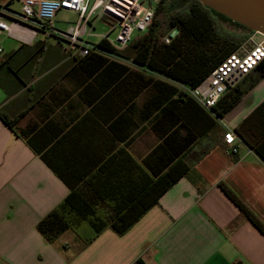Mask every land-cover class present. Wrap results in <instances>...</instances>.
<instances>
[{"label":"crops","instance_id":"crops-1","mask_svg":"<svg viewBox=\"0 0 264 264\" xmlns=\"http://www.w3.org/2000/svg\"><path fill=\"white\" fill-rule=\"evenodd\" d=\"M18 42L0 53V264H264V233L220 187L264 226L261 68L210 112L128 47L81 58ZM229 129L260 142L232 155ZM71 193L49 242L37 224Z\"/></svg>","mask_w":264,"mask_h":264},{"label":"built area","instance_id":"built-area-1","mask_svg":"<svg viewBox=\"0 0 264 264\" xmlns=\"http://www.w3.org/2000/svg\"><path fill=\"white\" fill-rule=\"evenodd\" d=\"M20 11L0 9V36L34 44L39 34L52 37L72 55L87 57L90 53L104 52L99 43L105 41L115 50L122 51L133 42L135 33L150 32L157 10L164 0H18ZM78 14L79 18L65 31L55 26L59 11ZM106 21L109 31L99 36L98 43L90 42L95 35L96 23ZM116 31L115 37H110ZM261 35L257 40L256 36ZM0 45V53L3 51ZM264 61V35L253 33L236 51L226 56L197 86L185 87L186 93L196 99L205 110L212 112L224 94L235 88L248 74ZM227 151L237 155L243 140L233 130L224 135Z\"/></svg>","mask_w":264,"mask_h":264},{"label":"trees","instance_id":"trees-1","mask_svg":"<svg viewBox=\"0 0 264 264\" xmlns=\"http://www.w3.org/2000/svg\"><path fill=\"white\" fill-rule=\"evenodd\" d=\"M174 3L172 0H164L160 3L157 17L162 15L168 21L170 28L177 31V35L171 40L166 38L161 40V36L157 32L160 28V23L156 17L150 32L144 37L139 38L132 45H129L128 49L132 53L131 58L134 63L161 73L167 78L182 83L185 87H195L226 56L239 47L241 42L245 40V36L241 37V40H238L231 33H227L218 25L217 18L219 17V19L231 22L232 20L211 8L202 6V3L197 0H181L177 5ZM236 25L248 30L240 24ZM99 48L114 54L120 53V51L115 50L105 41L99 43ZM258 68H261V74L263 75L264 61ZM237 99V97L231 98L228 107L234 105ZM215 108L216 106L212 108V111H215ZM204 111L207 110L204 109ZM242 137L244 138V136ZM263 137L264 133L260 136V140ZM244 139V141L249 143L248 146L250 148H254L255 144L260 142V140L250 142L247 138ZM220 187L248 219L264 233V226L235 194L224 184H221ZM72 198L73 194L71 193L69 198L59 208L54 209L37 224V229L47 241L53 242L69 227L70 224L66 217V210L69 211V208L73 207ZM140 215L142 214L134 216L131 223H128L124 215H120L110 228L118 234H123L132 223L138 220ZM103 227L105 225L97 228V233Z\"/></svg>","mask_w":264,"mask_h":264},{"label":"rangeland","instance_id":"rangeland-1","mask_svg":"<svg viewBox=\"0 0 264 264\" xmlns=\"http://www.w3.org/2000/svg\"><path fill=\"white\" fill-rule=\"evenodd\" d=\"M3 1L4 0H0V3H2ZM168 1H170V0H168ZM172 1L175 2L174 4H176V5L181 2V0H172ZM20 7H21L20 3L17 0H14V2L12 4L13 10L16 12H19ZM77 18H79L78 14L61 10L54 17L55 26L59 29H62V31H65L69 25L74 24L77 21ZM157 20L160 23V28L157 32L161 36L160 37L161 40H164L165 38L168 40H171L172 38H174L177 35V31L175 29L170 28L168 21L165 20L162 15L158 16ZM217 20H218L217 21L218 25H220L223 30H225L227 33H231L232 36H234L238 40H241L242 39L241 37H243V36H245V40H247L249 38V36H251L254 33L253 31H251L249 29L245 30L241 26L236 25L237 23L233 20L231 22V21L219 19V17L217 18ZM109 28H110V24L106 21L96 23L95 30H94L95 35H93L89 38L90 42L98 43L99 42V36L107 33L109 31ZM116 34H117L116 31H113L111 33L110 37H115ZM147 34H148V32L145 34L135 33L134 36H132V40L134 41L138 37L142 38ZM37 39L45 40V42L47 41L48 43L53 44V45L58 43V41L56 39H54L52 37H45L44 34H39ZM256 39L260 40L261 35H257ZM245 40H243L241 42V44L244 43ZM19 44L20 43L17 40L11 38L10 36H7V35L0 36V45L4 49L3 54L11 53L13 50L17 49V46ZM132 44H133V42L130 43L129 45H132Z\"/></svg>","mask_w":264,"mask_h":264},{"label":"water","instance_id":"water-1","mask_svg":"<svg viewBox=\"0 0 264 264\" xmlns=\"http://www.w3.org/2000/svg\"><path fill=\"white\" fill-rule=\"evenodd\" d=\"M202 6L264 35V0H197Z\"/></svg>","mask_w":264,"mask_h":264}]
</instances>
